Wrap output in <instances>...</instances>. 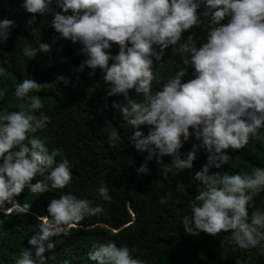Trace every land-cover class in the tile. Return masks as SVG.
I'll return each instance as SVG.
<instances>
[{"label":"clouds","instance_id":"9594fccd","mask_svg":"<svg viewBox=\"0 0 264 264\" xmlns=\"http://www.w3.org/2000/svg\"><path fill=\"white\" fill-rule=\"evenodd\" d=\"M20 6L34 14L32 19L51 12V27L59 37L81 45L85 59L77 71L87 66L92 75L99 69L106 96L123 97L112 106L131 126L134 148L146 152L138 174L148 173L147 161L154 157L157 163L164 155L171 157L170 164L162 165L161 174L166 175L170 167L192 169L198 149L208 153L193 175L203 187L181 217L183 232L215 236L223 231L239 248L260 245L264 252V207H254V197L264 191V166L249 173L221 170L232 159L229 148L238 150L250 138L259 139L264 128V0H22ZM201 17L207 18L208 28L197 45L191 32L186 37L182 33L201 25ZM14 26V20L0 18V40ZM110 42L118 47L115 53L109 51ZM177 44L179 51L188 53L181 57L184 67L153 91V81L161 79L156 65L163 61L165 49ZM50 48L49 43H40L39 49L30 46L25 55L31 59ZM188 66L192 76L184 80ZM56 81L68 83L63 75ZM43 85L32 78L16 83L12 95L21 101L19 110H0V212L5 215L29 210L27 201L18 202L21 192L35 197L64 189L73 178L69 159L58 147H49L48 137L37 134L51 120L33 91ZM130 90L143 99L130 97ZM5 94L0 87V100ZM190 136L198 143L181 153ZM107 139L112 146L121 140L115 127ZM95 192L99 200H112L104 180ZM168 198L166 194L159 202L166 204ZM103 212L100 203L93 204L86 196L72 192L53 196L47 214L38 217L39 231L28 238V247L21 248L13 264H45L46 250L56 244L51 237L70 235L85 217ZM134 251L135 246H118L109 239L93 241L86 255L95 264H145ZM59 264L72 261L66 258Z\"/></svg>","mask_w":264,"mask_h":264},{"label":"trees","instance_id":"16d2710c","mask_svg":"<svg viewBox=\"0 0 264 264\" xmlns=\"http://www.w3.org/2000/svg\"><path fill=\"white\" fill-rule=\"evenodd\" d=\"M22 0H0V18L5 16L15 21L10 35L0 40V87L6 89L0 110H19V101L12 95L14 85L25 78H32L40 84L33 90L39 95L45 107L41 109L51 117L50 122L37 134L48 137L49 147H58L61 156H66L71 165L73 178L64 189L44 192L37 196L27 190L17 197L19 203L30 205L26 213L13 211L8 215L0 212V264H13L22 247H28L27 240L39 231L38 217L46 215V205L53 196L61 192H72L78 197H88L93 204L100 203L104 212L85 217L70 235L53 236L55 247L46 250L49 256L45 264H59L71 259L72 264H95L86 253L93 241L114 240L117 245L135 246L134 256L145 264H264V252L260 245L239 248L230 239V233L221 231L215 236L201 231L198 235L183 232L181 217L188 213L189 205L203 185L193 179L194 172L206 163L208 155L198 149L192 169L177 170L170 167L166 175L161 174L162 165L170 164L171 157L164 155L157 163L155 157L147 161L146 174H138L136 168L144 163L146 152L136 150L129 140L131 126L122 119V114L112 106V101H123L119 95L106 96L107 85L102 73L96 69L92 75L87 66L77 71L85 59L80 52L81 45L69 39L60 38L51 27L52 13L46 15L26 12L20 5ZM53 7L59 11V8ZM202 10V9H200ZM199 26L182 33L193 34L197 45L207 34V18ZM31 21V23H29ZM183 37L181 42H183ZM40 43L51 45L48 51H37L29 59L25 50L30 46L39 49ZM109 50H118L115 42ZM188 53L179 51V44L165 49L161 62L155 71L159 83L153 81V91L170 76L184 67L181 57ZM58 75L68 83L56 81ZM192 69L184 80L191 78ZM183 82V81H182ZM130 97L138 101L142 94L130 90ZM116 128L121 140L112 146L107 139L108 131ZM141 130L147 134V126ZM259 139L250 138L248 144L238 150L229 148L231 160L221 170L249 173L257 166H264V128ZM198 143L193 137L184 142L180 152L191 149ZM61 156L56 157L57 160ZM215 168L210 171H215ZM101 180L110 187L111 201L97 198L95 189ZM168 195L166 204L160 197ZM254 207H264V191L254 197ZM252 209H249V214Z\"/></svg>","mask_w":264,"mask_h":264}]
</instances>
